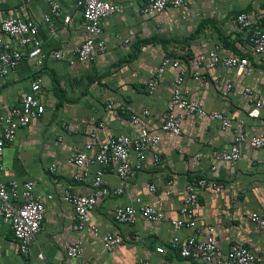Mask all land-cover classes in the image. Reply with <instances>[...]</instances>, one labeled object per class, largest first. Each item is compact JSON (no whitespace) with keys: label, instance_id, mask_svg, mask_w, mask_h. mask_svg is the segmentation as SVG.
I'll return each instance as SVG.
<instances>
[{"label":"crops","instance_id":"1","mask_svg":"<svg viewBox=\"0 0 264 264\" xmlns=\"http://www.w3.org/2000/svg\"><path fill=\"white\" fill-rule=\"evenodd\" d=\"M78 1L0 0V22L7 18L34 21L42 49L50 55L42 67L25 59L0 76V117L20 106L37 79L42 80L37 98L46 107L42 117L17 131L2 158L5 182L34 183L35 195L45 206L42 230L23 255L11 223L0 212V264H207L182 258L174 239L183 243L191 237L202 238L210 229L223 259L231 245L238 243L256 255L258 264H264V231L253 220L264 213V149L242 144L237 162H216L212 154L233 145L235 125L222 129L218 122L185 115L181 135L162 130L175 81L184 69L185 98L233 122L243 120L248 136L264 135V53H255L237 20L246 14L255 28L264 30V0H190L187 6L168 7L151 17L141 13L147 0H103L121 6L122 12L102 20L99 40L105 41L107 49L86 63L77 61L88 37ZM53 3L60 5L61 15L53 17L52 31L45 17L51 16ZM66 17L69 23L64 22ZM4 40L22 49L16 38L5 36ZM215 48L224 57L247 58L251 70L238 75L233 68L211 67L208 54ZM56 51L62 52V59L53 57ZM168 58L180 66L168 64L151 94L149 81ZM197 73L203 84L195 80ZM229 84L233 90L226 93ZM247 88L251 96L245 93ZM251 97L263 103L258 118L249 116L254 108ZM142 128L160 135L161 142L146 147L143 167L134 177L121 181L117 164L106 169L104 186L123 192L101 199L90 224L80 230L65 192L90 195L101 167L91 163L79 169L73 149L86 152L90 144L87 153L93 159L109 134L137 139ZM129 160L136 164L134 152ZM79 170L81 181L75 179ZM201 179L223 188L198 190L192 213H182L186 185ZM153 185L156 191L151 190ZM121 206L155 208L162 220L152 223L139 217L134 224H118L114 213ZM171 221H195L197 226L177 229ZM107 233L124 239L110 252L102 239ZM75 244H81L83 253L70 258L68 247ZM160 247L163 253L158 252Z\"/></svg>","mask_w":264,"mask_h":264},{"label":"built area","instance_id":"2","mask_svg":"<svg viewBox=\"0 0 264 264\" xmlns=\"http://www.w3.org/2000/svg\"><path fill=\"white\" fill-rule=\"evenodd\" d=\"M26 2L27 0H22ZM190 0H147L141 9L144 16L151 17L162 13L168 7L182 8L189 4ZM77 6L81 9L86 22L87 39L81 45L77 54L79 63L93 62L99 53H104L107 49L105 41L99 40L103 30L101 22L104 18L116 15L122 12V7L103 0H79ZM61 15L60 5L52 4L51 16L45 17V22L53 31V17ZM238 24L243 31L248 33V38L254 47L256 54L264 53V30L255 28L252 21L246 14H240L237 18ZM65 23L70 22V17H66ZM39 27L32 20H24L17 18H7L0 22V76L9 74L14 70L20 62L29 59L35 62L38 67H42L50 57L49 53L42 49V43L38 38ZM9 36L16 38L22 49L13 48L9 43L5 42L4 37ZM55 59H62L61 51L53 52ZM204 57L199 59V62L204 61ZM208 60L211 67H228L237 70L238 75L247 74L250 71V62L247 58L241 57H224L219 53V49L215 48L208 54ZM172 60L166 59L163 65L159 68L158 73L149 81V91L154 93L160 81L163 78L166 66ZM175 66H180L178 61L172 62ZM186 70L181 71V75L176 79L173 94L167 104V109L164 115L162 130L173 135H181L182 121L185 115H194L200 118H205L211 122H218L222 129H228L236 126V134L234 143L228 151H216L212 154V159L216 162L235 163L241 158V145L247 144L253 149H264V135L248 136L245 132L244 121L236 122L223 113L209 112L204 107L192 100H189L183 95V85L185 82ZM195 80L199 84H203V79L197 73ZM41 79L35 80L31 85V90L21 99L19 107L13 109L7 116L0 117V212L4 218L11 223L16 239L19 241L20 251L23 255L29 253L30 247L35 241L37 235L41 232L44 218L45 206L37 198L34 192V183L25 182L20 184L18 181L5 182L2 178L5 167L2 162L3 155L7 146L15 140L16 133L20 128L28 126L33 120L42 117L46 107L37 98L41 90ZM233 90V85L229 84L226 93ZM245 93L252 95V90L247 88ZM251 102L254 103V108L249 116L258 118L261 114L263 106L262 101L254 100L251 97ZM113 105H109L112 109ZM147 113V111H145ZM135 124H138V118L132 117ZM95 138V135H92ZM161 142L160 135H154L147 128H142L141 134L137 139L129 136L109 134L106 141L100 146L95 158L90 159L88 151L92 149L89 144L86 146V152H80L78 149H73L75 152L74 162L80 168L86 164L97 163L101 169L93 182V191L90 195L74 194L70 191L65 192V196L72 204L75 212V218L78 222V227L83 230L91 222L93 211L96 209L98 202L110 195H121L122 188L110 191L104 186L103 178L106 169L112 164H117V174L121 181H125L129 177H134L136 173L142 169L145 160V149L151 145H158ZM131 152L137 156L135 165L131 164L129 157ZM156 156V160L159 161ZM216 169L215 166L212 167ZM52 170H55L53 167ZM76 174L75 179L81 181L82 175ZM187 197L182 213H192L194 207L198 203V190L212 188L219 192L223 185L216 182H209L205 179L191 182L186 185ZM152 191L157 188L151 186ZM168 193H172L169 191ZM49 198H52L51 196ZM140 202V201H139ZM139 217H142L147 222H159L162 220V215L155 209L149 206H140L139 209L132 206L118 207L115 210L114 218L118 224H134ZM254 222L258 228L264 231V213L255 215ZM171 224L177 229L182 227L196 228L195 221L185 223L183 221H171ZM104 248L107 251L113 249L123 243L124 239L120 235L111 233L105 234L103 237ZM174 244L182 258L201 260L207 264H258L256 255L246 246L235 243L231 245L225 259L216 242L215 236L211 229L207 231L202 238L191 237L181 243L179 238L174 239ZM158 252L163 253V247L158 249ZM83 253L81 244H75L68 247L67 254L70 258H78ZM88 264V263H82ZM148 264V263H145Z\"/></svg>","mask_w":264,"mask_h":264}]
</instances>
